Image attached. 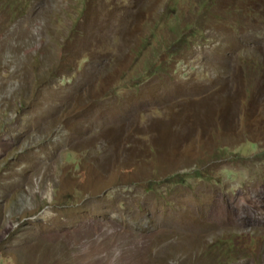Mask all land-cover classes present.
<instances>
[{
  "label": "rangeland",
  "instance_id": "rangeland-1",
  "mask_svg": "<svg viewBox=\"0 0 264 264\" xmlns=\"http://www.w3.org/2000/svg\"><path fill=\"white\" fill-rule=\"evenodd\" d=\"M0 264H264V0H0Z\"/></svg>",
  "mask_w": 264,
  "mask_h": 264
}]
</instances>
